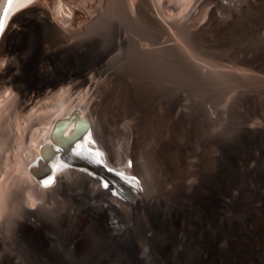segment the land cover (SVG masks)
I'll list each match as a JSON object with an SVG mask.
<instances>
[{
  "label": "bare ground",
  "instance_id": "obj_1",
  "mask_svg": "<svg viewBox=\"0 0 264 264\" xmlns=\"http://www.w3.org/2000/svg\"><path fill=\"white\" fill-rule=\"evenodd\" d=\"M53 1L0 0L3 28L10 18L0 29V264H66L65 252L104 264L111 251L125 255L130 247L133 252L118 264H145L149 248L133 263L137 237L151 231L154 258L175 264H226L244 239V263L263 262L264 206L255 217L235 220L231 230L222 231L219 221L232 208L235 163L251 157L232 156L230 149L264 141V0H138L137 11L134 5L125 11L118 0L124 20L76 34ZM168 9L179 17L166 15ZM195 10L208 16L198 30L188 23ZM134 12L151 31L141 42L126 25ZM208 31L214 47L247 35L260 43L230 44L228 64L205 62L198 53ZM122 67L126 75L117 70ZM196 74L211 81L204 97ZM225 77L245 84L220 107L216 88ZM133 83L150 97L144 110ZM146 115L158 131L143 146L138 126ZM75 123L126 173V184L110 175L107 191L87 167L86 159L97 161L98 153L70 155ZM53 127L59 132L55 144L64 146L74 165L58 162L52 181L36 175H47L38 154L45 160L57 154L49 144ZM133 191L140 194L136 199ZM253 193L261 197L258 188ZM159 236L165 237L160 246Z\"/></svg>",
  "mask_w": 264,
  "mask_h": 264
},
{
  "label": "rangeland",
  "instance_id": "obj_2",
  "mask_svg": "<svg viewBox=\"0 0 264 264\" xmlns=\"http://www.w3.org/2000/svg\"><path fill=\"white\" fill-rule=\"evenodd\" d=\"M164 1L165 0H161L162 3ZM53 3L55 5V8H57L59 14L61 15L62 21L65 23V27H67L71 31H74V34L80 32V31L84 32L83 30L102 31V30H104L106 28V26L108 25V23L110 21L115 20V19L124 20V18L122 17V12H121V11H123V9L121 8L120 4L118 3V0H54ZM138 3H139L138 0H122V5H123V8H125V11H131L133 5L135 7V11H137L136 9L138 8V5H137ZM40 6L43 7V8H47L45 4H41ZM22 10H24V9H22ZM165 12H166V15L179 17V15H176V11H172V10L169 11V9H168ZM197 12H198L197 10H195L193 12L196 15L194 20L191 19V20L188 21V23L192 22V23L195 24L194 27H192L195 30H198V28H200L201 24H203L208 18V16L203 15L204 14L203 11H202V13L200 11H199L200 13H197ZM140 17L141 16L136 15V12H134L133 19L131 17L128 21H126V25L128 24V27L130 26V27H132V28H134L136 30L137 36H138V38H140V42H141L143 39L146 40V39H148L150 37L151 31L149 30L150 28L148 26V23L142 17H141L142 20L139 19ZM12 18H13V16H12ZM130 21H131V23H130ZM129 24H131L132 26L129 25ZM198 25H199V27H198ZM145 28H146V30H142V29H145ZM207 29H210V27H207ZM140 30H141V32H140ZM140 33L142 34V36L140 35ZM203 35H204L203 44H204L205 48L202 49L203 51L199 52L198 55L201 58L203 57L202 59L205 58V60H204L205 62H208V60L209 61H214V62L215 61L216 62L222 61L221 63L227 62L226 64H228L229 63L228 62V58L226 56H224V54H226V52L228 53V52L231 51V49L229 50L230 44H237V45H241L243 47L250 44V45H254L255 47H257V45L260 43V41L258 40L259 37L256 38L254 36L247 35L245 37L243 36L242 38L241 37L236 38L235 39L236 42L235 41L233 42L232 39H231V41H230L231 43H229V42L223 43V44H221V46L219 48V47L210 46L208 44L209 43L208 40H210L212 38L211 33L209 31L207 33H203ZM123 36H124V38H126V34L125 35L123 34ZM0 40H1V37H0ZM128 47H129L130 50L132 49V47H130V44H129ZM203 53H204V55H203ZM224 59L227 60V61H225ZM123 60H125V58H123L121 61H123ZM1 66H4L3 62H0V67ZM124 69L125 68H123V67L120 68V69L117 68V70L120 71L121 74L126 75L127 71H126V69L125 70ZM122 70H124V71H122ZM125 71H126V73L124 74ZM194 78H195L196 82L199 84L198 85L199 89H200L199 96L200 97H204L207 85L211 84L210 79L208 77H201V76H199L197 74L194 76ZM138 84H140V83H138ZM235 84H236V86H235ZM244 84H245V82L243 80H241V81L237 80V79L230 80L228 78L226 79V77L224 79L221 78L219 83H217V88H216L218 90V93H221L219 98H217V100H218L217 102L219 104H221V105H218V106L221 107L222 106V102L226 101L228 97H229L228 99H230V98L234 99L236 97V95L238 94V91L241 90L240 87L242 85L244 86ZM136 85L137 84H135V83H133L132 86L130 85V87L133 89L131 91H132L133 97L135 98V100H136L137 104L139 105V107L142 110H144V109H146L148 107L149 102H147V101L149 100L150 97L147 96L146 94L144 95V90H143L144 88L141 90V88L143 87L142 85H137V86ZM135 86H136V88H135ZM137 87H138V89H137ZM87 90L88 89H86V91ZM142 93H143L144 96L142 95ZM262 93L264 94V92H262ZM263 94H262V96H263ZM87 96H88V94L86 95V98H87ZM44 102L48 103L47 100H45ZM83 103H84V101L82 102V104ZM149 117L151 118V116H149ZM144 119H145L146 122L145 123L143 122L142 124H140L138 126V130H139L140 134L142 135L141 144L143 146L149 144L150 140L152 139V134L154 132L158 131V128H157V126L154 123L153 124L149 123L148 115H146L144 117ZM255 143H257V144L255 145ZM235 145L230 149V154L232 156H242L243 157V156H246V155H250L251 157H250L249 160H246V161L245 160H241V161L237 160L238 162L235 163L234 168L237 171H236V174H234L232 176V178L233 179L235 178L236 181H234L232 183L234 185V186H232V191L234 193L231 191L232 198L230 200V204H231V207H232L230 209H231L232 212L228 211V212L225 213L224 216L223 215L220 216V217H222L221 218L222 222L219 221V225L223 226V228L221 229L222 231L229 230L230 227L233 225V222L235 220L236 221H240L239 218H241V220H242V219H244L246 217H255V216H257L259 208L264 206V200H263L264 199V168H263V166H264V147H262V146H264V141H262V140H250L249 142L244 144V147L242 145L238 146V144H235ZM257 149H259V150H257ZM258 157H260V158H258ZM250 169H252V170H250ZM252 173H254V175ZM234 176H236V177H234ZM242 177H243V179H242ZM245 182H246V184H245ZM255 188H256V190L258 188V191L260 192V196H261L260 198H257L256 195L253 193V189H255ZM106 190L108 191V188H106ZM235 190H236V192H235ZM139 192L142 193V187L140 188ZM239 192H241V193H239ZM111 193H112V191H111ZM131 194H132V197L134 199H136L140 195V194L138 195L137 192H135V191L131 192ZM113 195H115V194H113ZM251 195H252V198L249 197ZM243 196H244V199H243ZM240 199H241L242 202L240 201ZM259 202L260 203L262 202V203L260 204ZM244 203H245L246 207L244 206ZM248 229L249 230L250 229L253 230V226H250V228H248ZM148 233H149V231H148ZM151 235L152 236L154 235V233L152 231L149 233V236H146V238L143 235H139L137 237L138 238L137 239V249L135 251V258H134L133 263L135 262L136 258H141V259L143 258V254L141 253V249L142 248L145 249V250H148V248H149V250H148L149 252L147 251V253L144 250L145 251L144 258L148 259V262L145 263V264H148L150 262H151L150 264H156V263L157 264H175L174 261L171 258L168 261H165V259H160L158 257L154 258V257H156V255H154V254H157V248L154 249V245H153V241H152V238H151L152 236ZM162 237L161 236L158 237L159 239H157V241L158 240L159 241L157 242V244L158 243L160 245L165 244V237H163L164 239H162ZM56 239L57 238H55V240ZM160 241L163 242V243H161ZM243 242H245V239L243 240ZM243 242H242V245L244 244L243 246H245L247 244V242H245V243H243ZM56 243H57V241L54 243V246L57 249L58 245ZM159 244H158V246H160ZM146 245H148V246H146ZM177 245L178 244H176V243H174V245L172 244L171 252L172 251L174 252L175 247ZM242 245L237 247L238 250L236 251V253H234V250L230 253V257L227 260L226 264H231V263L232 264H245L244 263V259H245L246 256H245L244 253L246 252V250H245V248ZM243 249H244V251H243ZM103 250L104 249L101 248L98 252L101 251V253H102ZM238 251H239V254L237 253ZM131 252H133V248H131V247L127 251H125V255L124 254L122 255V253H119V251H117V250H113V251L110 252V254H109V256H108V258H107V260H106V262L104 264H111V263L112 264H118L121 261L126 260V254L131 253ZM151 253L153 254V256H152ZM120 254H121V256H120ZM61 256H63L62 259H64L67 262L66 264H76V263L77 264H100L98 259H97V257L92 258L93 260L92 259L86 260L83 256H79V255L78 256L77 255L76 256H72L70 253H67V252H65L64 255H61ZM123 256L125 258H123ZM148 256H150V257L148 258ZM151 256H152V258H151ZM118 257H119V259L120 258L121 259L118 260ZM95 260L98 261V262H96ZM153 260H155V261H153ZM230 261H231V263H229ZM127 262L131 263L132 262V258H129L127 260ZM260 264H264V261L261 262Z\"/></svg>",
  "mask_w": 264,
  "mask_h": 264
},
{
  "label": "snow or ice",
  "instance_id": "obj_3",
  "mask_svg": "<svg viewBox=\"0 0 264 264\" xmlns=\"http://www.w3.org/2000/svg\"><path fill=\"white\" fill-rule=\"evenodd\" d=\"M3 28V24L2 23H0V29H2ZM47 181L45 182V184L47 185ZM106 187H107V185H105Z\"/></svg>",
  "mask_w": 264,
  "mask_h": 264
}]
</instances>
